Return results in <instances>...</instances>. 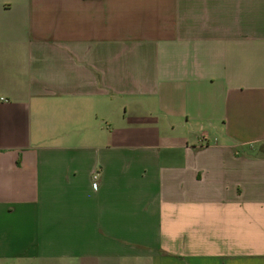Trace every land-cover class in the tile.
<instances>
[{
	"label": "crops",
	"instance_id": "obj_1",
	"mask_svg": "<svg viewBox=\"0 0 264 264\" xmlns=\"http://www.w3.org/2000/svg\"><path fill=\"white\" fill-rule=\"evenodd\" d=\"M264 0H0V264H264Z\"/></svg>",
	"mask_w": 264,
	"mask_h": 264
},
{
	"label": "rangeland",
	"instance_id": "obj_2",
	"mask_svg": "<svg viewBox=\"0 0 264 264\" xmlns=\"http://www.w3.org/2000/svg\"><path fill=\"white\" fill-rule=\"evenodd\" d=\"M261 152H262V153H263V155H264V149H263V148L261 149Z\"/></svg>",
	"mask_w": 264,
	"mask_h": 264
}]
</instances>
